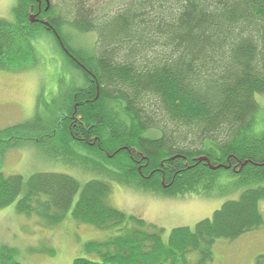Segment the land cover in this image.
Here are the masks:
<instances>
[{
  "label": "trees",
  "instance_id": "1",
  "mask_svg": "<svg viewBox=\"0 0 264 264\" xmlns=\"http://www.w3.org/2000/svg\"><path fill=\"white\" fill-rule=\"evenodd\" d=\"M40 6L16 0L13 20L0 18V70L36 66L33 39L44 32L82 82L64 94L61 116L36 114L0 128V161L9 149L39 148L48 161L93 177L0 171V207L15 203L48 227L70 213L111 233L84 244L97 259L72 264H210L216 240L264 225V130L252 131L256 95H264V0H72L65 22L52 0ZM31 13L49 23L31 21ZM66 22L95 33L90 50L71 46L60 30ZM200 156L213 165L230 157V191L216 183L225 170ZM112 182L173 196L218 189L237 197L164 238L162 227L110 203ZM0 264L23 263L16 248L0 243ZM254 264H264V253Z\"/></svg>",
  "mask_w": 264,
  "mask_h": 264
},
{
  "label": "rangeland",
  "instance_id": "2",
  "mask_svg": "<svg viewBox=\"0 0 264 264\" xmlns=\"http://www.w3.org/2000/svg\"><path fill=\"white\" fill-rule=\"evenodd\" d=\"M52 2L56 13L61 14L60 19L70 21L72 17L67 14L72 12L73 15L72 0ZM15 3L16 0H0V18L13 20ZM60 30L69 36L74 48L90 50L93 47L95 33L76 31L69 22L61 25ZM33 43L39 59L36 66L21 71L0 70V128L31 119L36 114L45 118L56 116L62 111L64 94L73 83L78 85L82 82L78 79L79 72L65 59L49 34L40 33L34 37ZM256 99L259 110L252 131L254 135H260L264 130V95H256ZM77 148L91 153L88 147L79 145ZM45 153L39 148L9 149L0 161V171L24 177L37 171L65 172L79 180L93 177L67 165L50 162ZM217 179L218 185L227 184L225 191H230L229 184L235 177L220 171ZM228 193L220 194L218 189H214L212 195L173 196L112 182L109 201L127 214L162 227L163 237L167 238L173 227H194L199 220L211 217L225 200L237 197L235 193ZM259 208L264 217V200L259 201ZM110 234L92 224L74 221L70 213L58 224L48 227L41 225L36 218L18 213L15 203L0 207V243L16 248L17 258L23 264H72L77 257L97 259L95 254L84 251V244L102 241ZM260 253H264V225L233 240H216L210 264H254L256 255Z\"/></svg>",
  "mask_w": 264,
  "mask_h": 264
},
{
  "label": "flooded vegetation",
  "instance_id": "3",
  "mask_svg": "<svg viewBox=\"0 0 264 264\" xmlns=\"http://www.w3.org/2000/svg\"><path fill=\"white\" fill-rule=\"evenodd\" d=\"M40 3H41V0H40V2H38V6H39V10H40V8H41V6H40ZM37 18V21H35V23H41V24H43L44 25V22L43 21H45V20H43V19H41V18H39V17H36L35 16V19ZM218 163L219 164H221L217 169H222V170H225V172L228 174V172H229V170L230 171H235L236 170V164L233 162V161H231L230 160V157H226V161L225 162H222V161H218ZM217 163V164H218ZM216 165V164H215ZM217 169H215V170H217ZM153 171V170H152ZM151 175L149 174V175H147V177H150ZM161 185H162V187L165 189V188H167V185L164 183V181H163V175L161 176ZM147 192V191H146ZM148 192H151V191H148ZM160 193H162V191L160 192ZM162 194H164V195H166L165 193H162Z\"/></svg>",
  "mask_w": 264,
  "mask_h": 264
},
{
  "label": "water",
  "instance_id": "4",
  "mask_svg": "<svg viewBox=\"0 0 264 264\" xmlns=\"http://www.w3.org/2000/svg\"><path fill=\"white\" fill-rule=\"evenodd\" d=\"M38 1H40V0H38ZM30 19H31V21H34L35 20V14H30ZM45 24H48V22H44ZM61 41V40H60ZM62 43V42H61ZM63 44V43H62ZM177 155H174V156H171L170 157V159H173L174 157H176ZM197 160L198 161H205L206 162V164H208L209 165V167L210 168H213V169H215V168H218L219 166H220V164H218V165H216V166H214V165H212L210 162H209V159H208V157H206V156H200V157H198L197 158ZM245 162H243L242 164H244Z\"/></svg>",
  "mask_w": 264,
  "mask_h": 264
},
{
  "label": "bare ground",
  "instance_id": "5",
  "mask_svg": "<svg viewBox=\"0 0 264 264\" xmlns=\"http://www.w3.org/2000/svg\"><path fill=\"white\" fill-rule=\"evenodd\" d=\"M46 21V20H45ZM46 22H48V21H46ZM49 23V22H48Z\"/></svg>",
  "mask_w": 264,
  "mask_h": 264
}]
</instances>
